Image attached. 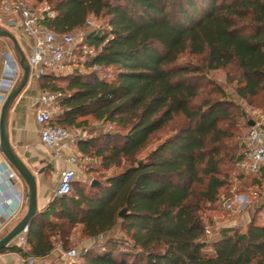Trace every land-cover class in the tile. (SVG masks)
<instances>
[{
    "label": "trees",
    "instance_id": "obj_1",
    "mask_svg": "<svg viewBox=\"0 0 264 264\" xmlns=\"http://www.w3.org/2000/svg\"><path fill=\"white\" fill-rule=\"evenodd\" d=\"M31 1L51 6L56 16L45 24L57 34L84 29L89 17L106 20L105 29L87 33L98 50L83 63L88 74L46 75L38 85L62 94L54 125L86 130L91 117L102 126L78 150L106 170H120L88 191L74 181L68 195L31 218L25 250L10 245L1 253L42 258L57 245L68 250L81 226L85 238L119 230L125 240L108 239L71 264H264L258 212L244 229L206 233L202 213L215 208L227 184L222 166L232 155L225 142L237 113L220 89L218 97L212 91L196 103L205 88L202 74L228 68L240 99L264 95V0ZM184 53L198 64H177ZM107 70L111 79L101 73ZM177 118L182 125L138 159ZM123 207L126 217L119 219Z\"/></svg>",
    "mask_w": 264,
    "mask_h": 264
},
{
    "label": "built area",
    "instance_id": "obj_2",
    "mask_svg": "<svg viewBox=\"0 0 264 264\" xmlns=\"http://www.w3.org/2000/svg\"><path fill=\"white\" fill-rule=\"evenodd\" d=\"M56 13L46 3L29 4L25 0H0V26L9 32L20 31L27 39L29 65V78L38 81L43 76L63 75L80 54L87 59L94 57L98 50L87 42V34L80 32L57 34L46 26V22L53 19ZM92 22L86 20L85 28H91ZM23 50V49H22ZM21 69L15 58L4 50L0 52V113L9 92L16 86L21 76ZM62 98L60 91H40L37 104L34 107L35 121L39 127V137L43 145L52 151L55 159H62L74 166L78 165V155H74L73 147L83 140L74 136L70 130L53 124L54 118L59 114V103ZM112 127L107 126L106 131ZM263 131L259 127H251L242 137L244 149L237 167L244 175H259L264 169V144L261 142ZM80 154L79 152H77ZM4 159L0 152V160ZM87 160V158H84ZM3 170L10 179H17L16 173L4 160L1 162ZM76 172L65 169L60 173L57 185L54 187L55 197L68 195L71 184L75 180ZM18 181V179H17ZM10 201L3 199L0 205L9 208ZM234 201L227 200L223 209L232 211ZM16 216V211L4 213L1 226L7 225ZM23 230L12 242L16 247H25V234ZM207 232V229H206ZM62 251L63 264L74 262L78 257L75 249Z\"/></svg>",
    "mask_w": 264,
    "mask_h": 264
},
{
    "label": "rangeland",
    "instance_id": "obj_3",
    "mask_svg": "<svg viewBox=\"0 0 264 264\" xmlns=\"http://www.w3.org/2000/svg\"><path fill=\"white\" fill-rule=\"evenodd\" d=\"M29 4H34L31 0H25ZM88 20L92 22L91 28H84L82 30L73 32L72 34L77 35L80 32L85 34L96 31L98 29H105L106 28V20L103 18H94L89 17ZM13 35L17 37L20 47L23 49L25 56L28 55V47L26 44L27 39L22 36L20 31H13L11 32ZM6 48L10 51L13 58H15L14 52L8 40L4 38H0V52ZM85 58L81 57L79 54L75 59L74 64H71L67 71L60 75V77H65L66 75L74 72L75 69L78 70L81 74H88L90 71L83 66L85 62ZM199 62L198 57L191 56L187 53L181 55L177 61V64L182 65H197ZM103 75H107L108 79H111L113 75L112 70L102 71ZM236 73L234 72L233 68H228L225 70H216V71H206L202 74V79L205 88L204 92L202 93L201 97L196 100V103L201 101V98L205 96V93L214 94L212 97H218L215 89H220L225 94V97L230 99L233 104L236 106L235 112L236 118L234 120L235 128L231 129L233 133V137L225 142L226 150L232 155V160H228L222 166V172L226 176L227 184L224 188H222L219 192L220 199L214 209H207L203 211L202 218L204 225L207 229V235L212 236L214 232L221 227V222H225L228 219V216L231 214L237 216L236 219H242L246 215L245 209L238 208L241 204L247 203V200L244 197L239 199L237 207L233 206L232 211H226L223 209V204L229 199L234 201V195H247L248 203L254 205L256 208L254 213H259L258 216L260 218H264V181H260L257 175H244L237 167V162L239 161V156L242 155L244 145L242 143V137L247 132V130L251 127H259L260 130H264V95H260L258 98L251 100V101H244L240 99L236 94V81H230L228 77H235ZM56 85L58 87H65L63 81L59 80ZM34 86V82L32 78H29L28 82V89ZM216 95V96H215ZM60 113V110H59ZM81 120V119H79ZM87 121V128L86 130L80 128L70 129V132L76 136L80 137L83 140L88 139L95 133H99L101 131L102 126L97 123L93 118L88 117L86 118ZM249 122H252L254 126H249ZM183 123L181 118H177L171 125L167 126L163 131L154 135L151 141L148 143L146 149L138 156V159H142L145 157L151 150H153L158 144L163 142L166 138L171 136L176 129H178ZM107 128V127H106ZM104 127V129H106ZM103 130V129H102ZM111 132H119L123 133L122 129L114 127ZM80 154L77 153V150L74 149V155L79 157L78 159V177L80 180L84 179L86 186V191L89 190V186H91L92 182H96L98 184H104L107 177L119 172V168L112 167L109 170L104 169L102 162L99 158L84 155L81 152ZM84 158H87L85 160ZM127 164H123L122 167L126 166ZM253 182H258V184H252ZM258 217V218H259ZM258 223H264V220L258 221ZM241 227V226H239ZM81 226H77L73 233H72V243L69 249H75L78 253V257L75 259L74 262H68V264L75 263L81 261V255L87 249H90L96 245L102 244L108 239H119L124 241V235L117 230L116 232L106 233L96 238H85L81 234ZM68 249V250H69ZM122 249H127V247L123 246ZM63 251H66L62 249Z\"/></svg>",
    "mask_w": 264,
    "mask_h": 264
},
{
    "label": "crops",
    "instance_id": "obj_4",
    "mask_svg": "<svg viewBox=\"0 0 264 264\" xmlns=\"http://www.w3.org/2000/svg\"><path fill=\"white\" fill-rule=\"evenodd\" d=\"M4 51L7 54H10L12 57L10 51H8L6 48H4ZM33 82L34 86L30 89H28L27 83L26 87L15 99L9 110L8 134L9 141L14 152L25 164L28 170L35 176L37 185V212H43L48 208L49 204L55 198L53 190L57 185L60 178V173L63 170H75V182L81 181L82 183H85V180H80L78 177V165L74 166L70 163H67L65 161V157L62 159H55L52 156V151L41 143L39 137V127L34 117V107L37 104V98L39 96L40 89L38 81L33 80ZM261 142L264 144V130L263 135L261 136ZM74 149H76L77 152H80L77 145L73 147V150ZM4 160L5 159L0 160V202H2L3 199H8L10 204L9 208H5L0 205V236H3L7 231L12 229L24 216L27 209L25 185L18 178L17 174L16 176L18 181L15 178L10 179L8 177V173L3 170V165L1 166V162ZM263 171L264 170H262V172L257 175L260 181H264ZM241 197H244V199L247 200V203L241 204L238 208V211L240 209H245L247 212L245 215H247L244 218L242 217L241 220H238L236 219L237 216L235 213L234 215L231 214L228 216V219H226L225 222H221V227L218 229H244L252 220L256 207L248 203L249 198L247 195H234V206L237 207ZM11 211H16V216L11 219L7 225L1 226L4 213H10ZM262 220H264V218H258V221ZM258 224L264 225V223ZM10 245L15 246L13 242H11L9 246ZM22 249H26V243L25 247ZM61 250L62 248L57 245L47 256L42 258H23L17 252L0 253V264H63Z\"/></svg>",
    "mask_w": 264,
    "mask_h": 264
},
{
    "label": "water",
    "instance_id": "obj_5",
    "mask_svg": "<svg viewBox=\"0 0 264 264\" xmlns=\"http://www.w3.org/2000/svg\"><path fill=\"white\" fill-rule=\"evenodd\" d=\"M0 38H4L9 41L12 50L15 55L16 62L18 63L22 73L16 86L9 92L5 102L2 106L0 113V152L3 155L6 162L16 172L18 178L25 185V198L27 200V209L24 216L18 221V223L3 236H0V253L9 246V244L27 228L31 218L37 213V185L35 176L28 170L25 164L14 152L8 134V113L14 103L15 99L19 96L22 90L26 87L29 81V65L26 60V56L19 45V42L15 35L8 30L0 27ZM249 126H254L252 122H249ZM42 172V171H41ZM98 183L92 182L91 186H95ZM127 208L123 207L117 214L119 219L126 217Z\"/></svg>",
    "mask_w": 264,
    "mask_h": 264
}]
</instances>
